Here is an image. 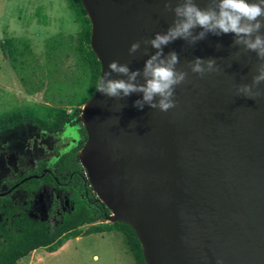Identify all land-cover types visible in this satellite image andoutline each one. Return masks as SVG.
<instances>
[{
  "label": "water",
  "instance_id": "obj_1",
  "mask_svg": "<svg viewBox=\"0 0 264 264\" xmlns=\"http://www.w3.org/2000/svg\"><path fill=\"white\" fill-rule=\"evenodd\" d=\"M80 2L100 77L112 61L142 69L156 51L147 41L167 31L175 19L171 7L182 0ZM194 3L213 6V0ZM134 42L140 47L129 55ZM171 51L177 70L187 73L174 108L137 110L139 93L119 99L97 91L85 104L78 162L88 186L110 212L108 222L133 230L145 264H264V82L252 98L237 93L252 85L264 60L231 33H207L195 43L177 38L162 54ZM196 57L213 60L216 71L192 73Z\"/></svg>",
  "mask_w": 264,
  "mask_h": 264
},
{
  "label": "rangeland",
  "instance_id": "obj_2",
  "mask_svg": "<svg viewBox=\"0 0 264 264\" xmlns=\"http://www.w3.org/2000/svg\"><path fill=\"white\" fill-rule=\"evenodd\" d=\"M76 32L77 25L65 0H0V43L6 38H16L23 52L21 61L13 67L2 58L0 50V118L23 111L47 118L48 109H67L88 95L87 79L74 68L73 57H68L69 35ZM74 107L80 109L81 116L82 107ZM76 128L66 127L47 137H41L42 133L30 125L2 132L0 176L12 178L14 171L25 172L35 162L45 160L46 155L50 160V151L53 156L66 152L79 138ZM56 134H60V143ZM91 192L94 195L92 189ZM54 203L56 215L59 204ZM54 223L53 219L51 225ZM105 223H109L107 218L103 221L98 218L94 224ZM88 227L84 225L81 230ZM16 264L134 263L121 231L111 229L68 238L54 252L33 250Z\"/></svg>",
  "mask_w": 264,
  "mask_h": 264
},
{
  "label": "trees",
  "instance_id": "obj_3",
  "mask_svg": "<svg viewBox=\"0 0 264 264\" xmlns=\"http://www.w3.org/2000/svg\"><path fill=\"white\" fill-rule=\"evenodd\" d=\"M65 1L71 11L73 22L77 25L76 34L69 35L68 51L70 54L68 57H73L74 68L78 69L87 79L88 95L78 104H70L67 109H48L49 116L47 118H39L30 111L17 112L0 118V134L24 125L51 133H58L66 127L77 126L79 138L71 144L66 152L60 153L59 158L55 157V160L50 164V170L56 171L55 177L45 175L41 179L31 178L19 184L20 189L31 192L39 189L41 184H48L67 198L71 209L60 210L54 225L49 223L36 225L21 210H16L18 206L13 205L8 196L0 198V211L5 212L4 217H9L13 212L19 214L18 217H9L6 221L0 220V264H16L17 260L26 257L33 250L44 249L46 252H54L68 238L111 229L121 231L123 242L133 263L145 264L141 246L135 233L128 225L120 222L94 224L98 218L102 221L106 220L109 211L92 194L87 185L84 171L78 162V153L85 143L86 134L80 118L78 119L80 109L74 106H79V108L84 106L95 93L100 75V63L90 48L91 26L80 0ZM18 44V39L12 37L3 39L0 43L3 57L9 60L13 67H16L15 65L21 61L20 57L23 55ZM42 167H46V164L41 163L31 173H39ZM61 182L64 184L63 186L59 185ZM55 208V205L51 206L53 215ZM84 225H89V227L82 231L81 227Z\"/></svg>",
  "mask_w": 264,
  "mask_h": 264
},
{
  "label": "clouds",
  "instance_id": "obj_4",
  "mask_svg": "<svg viewBox=\"0 0 264 264\" xmlns=\"http://www.w3.org/2000/svg\"><path fill=\"white\" fill-rule=\"evenodd\" d=\"M169 9V3H165ZM175 19L164 33H155L147 43L156 51L148 56L142 69L130 70L127 64L112 61L108 64V71L98 78L96 91L101 96L123 99L133 93L140 97L133 101V107L143 110L145 106L167 112L175 107V89L185 81L187 73L177 70L178 56L175 51L166 56L163 47L177 38L195 43L203 39L205 34H229L235 37V43L243 45L244 49L255 52L257 59L264 60V0H213V6L200 8L194 0H182L175 7H171ZM201 29L195 36L192 29ZM140 47L139 42L130 45L129 55L135 53ZM215 62L211 59L203 61L196 57L190 64V71L203 75L216 71ZM113 73L125 76L126 79H111ZM141 76L143 82L137 83ZM264 82V65L257 69V74L252 79V85H242L237 88V93L252 98L259 92H253L256 85ZM217 264H222L217 260Z\"/></svg>",
  "mask_w": 264,
  "mask_h": 264
},
{
  "label": "flooded vegetation",
  "instance_id": "obj_5",
  "mask_svg": "<svg viewBox=\"0 0 264 264\" xmlns=\"http://www.w3.org/2000/svg\"><path fill=\"white\" fill-rule=\"evenodd\" d=\"M33 128H35L36 130H38L39 132L42 133V134H40L41 137L42 136L47 137L48 135L55 134V133L39 130L36 127H33ZM44 134H46V135H44ZM59 136H60V134L55 135L56 139L58 140V143H60V137ZM50 154L52 155L50 160H49L48 156L46 155V158H44L45 160H42L40 162H38V161L35 162L34 165L30 169H28L27 171L22 172V173L21 172L15 173L16 171H14L15 174L13 173L12 175H15V176L12 178L8 177V176L7 177H5V176L1 177L0 176V186L3 184V188L1 189V187H0V194L7 193L6 195L0 196V198L8 196L10 199V202H12L13 205L18 206V209H16V210H21L24 213V215L29 217L31 219V221L36 225H38L40 223H49L51 225V221L53 219H54V222H56V216H59L60 210L71 209L67 198L65 196H62L58 192L57 189L53 188L52 186H49L48 184H41L39 186V189H37L33 192L26 191L25 189L19 188V182L22 179H25V178L30 177V176L31 177L39 176L43 173V176H41L38 179H41L45 175H50L52 177H55L56 171L50 170V164H52V162L55 160V157L59 158L60 153H57L56 156H53V151H50ZM41 163H45L46 167H42L39 170V173L32 174L31 172H33ZM26 174H29V175H26ZM18 178H20V179L18 180ZM33 179H35V178H33ZM8 182H12V183L9 184ZM14 185H17V186L15 188H13ZM59 185L63 186L64 184H62V182H61V183H59ZM55 199H56L57 203L59 204V206H58L59 211L56 215H53L51 212V206L55 205L57 207V205L54 203V202H56ZM4 213H5L4 211H0V220L4 219V221H6L7 219H9V217L12 218V217H18L19 216L18 213L13 212L9 217L8 216L4 217L3 216Z\"/></svg>",
  "mask_w": 264,
  "mask_h": 264
},
{
  "label": "bare ground",
  "instance_id": "obj_6",
  "mask_svg": "<svg viewBox=\"0 0 264 264\" xmlns=\"http://www.w3.org/2000/svg\"><path fill=\"white\" fill-rule=\"evenodd\" d=\"M84 107H85V105L84 106H82V110L84 109ZM80 118V120L83 122V117H82V112H81V116L79 117ZM79 155H80V153H79ZM79 162L81 163V161L79 160ZM113 214H111V216H112Z\"/></svg>",
  "mask_w": 264,
  "mask_h": 264
},
{
  "label": "crops",
  "instance_id": "obj_7",
  "mask_svg": "<svg viewBox=\"0 0 264 264\" xmlns=\"http://www.w3.org/2000/svg\"><path fill=\"white\" fill-rule=\"evenodd\" d=\"M2 58H3V55H2ZM34 95H37V92H35Z\"/></svg>",
  "mask_w": 264,
  "mask_h": 264
}]
</instances>
